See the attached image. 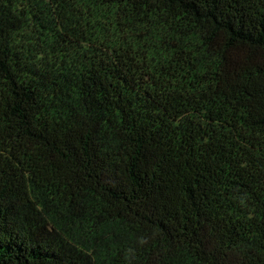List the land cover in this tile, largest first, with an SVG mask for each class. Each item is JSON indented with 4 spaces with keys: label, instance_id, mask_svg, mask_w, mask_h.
<instances>
[{
    "label": "trees",
    "instance_id": "obj_1",
    "mask_svg": "<svg viewBox=\"0 0 264 264\" xmlns=\"http://www.w3.org/2000/svg\"><path fill=\"white\" fill-rule=\"evenodd\" d=\"M0 264H264V0H0Z\"/></svg>",
    "mask_w": 264,
    "mask_h": 264
}]
</instances>
